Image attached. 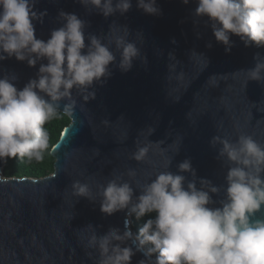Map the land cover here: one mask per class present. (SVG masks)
I'll use <instances>...</instances> for the list:
<instances>
[{
    "label": "clouds",
    "instance_id": "9594fccd",
    "mask_svg": "<svg viewBox=\"0 0 264 264\" xmlns=\"http://www.w3.org/2000/svg\"><path fill=\"white\" fill-rule=\"evenodd\" d=\"M37 2L0 0V61L15 57L30 67L40 64L35 78L22 89L14 83L15 74L0 77L3 163L12 158L42 162L56 147L50 144L47 122L60 112L71 117L80 101L94 99V85H103L112 67L128 72L134 60L145 59L126 25L114 22L106 34H86V21L62 9L57 16L61 26L52 29L46 41L37 38L34 22L43 23L47 15L46 9H35ZM79 2L105 18L124 15L132 7V0ZM136 6L146 14H162L157 0H136ZM191 15L194 23L210 26L226 53L235 44L232 35L246 47H264V0H196ZM206 46L211 48V42ZM253 59V67L236 71L244 73L246 84L264 82V55L257 52ZM145 131L147 143L135 139L129 154L137 163L151 164L143 182L137 180L133 167L114 171L95 184V191L88 182H71L73 195L98 202L104 215L126 213L124 230L109 227L98 234L96 227L87 225L92 231L86 247L98 253L95 264H131L137 252L144 257L138 264H264V142L238 126L235 140L212 136L209 144L217 149L222 168L226 167L224 183L216 185L197 176L190 158L179 162L175 172L170 167L172 156L161 163L151 161L149 153L161 141L149 139L152 127L139 133ZM133 216L137 220L149 216L137 232L130 228Z\"/></svg>",
    "mask_w": 264,
    "mask_h": 264
},
{
    "label": "water",
    "instance_id": "95a60500",
    "mask_svg": "<svg viewBox=\"0 0 264 264\" xmlns=\"http://www.w3.org/2000/svg\"><path fill=\"white\" fill-rule=\"evenodd\" d=\"M157 5L162 14L150 15L132 0L127 13L105 18L79 0L36 3V10H47L43 23L34 22L37 38L46 41L51 30L61 26L57 16L62 9L86 21V34H106L114 22L126 25L145 59L134 60L128 72L112 67L106 82L94 85L95 98L80 101L73 116H67L70 122L52 150L50 175L4 177L0 162V264H95L98 253L86 247L92 231L87 225L96 227L98 234L109 227L124 230L126 213L104 215L98 202L73 195L71 182H88L95 191L97 182L129 167L137 169V180L143 182L151 164L129 159L135 139L147 143V132L141 130L152 127L149 139L161 141L153 145L151 161L161 163L172 156L175 172L179 162L190 158L197 176L216 185L224 183L226 167L209 144L212 136L235 140L238 126L264 142V82L246 84L244 73L236 72L253 67L254 54L264 55V47H246L232 35L235 44L226 53L210 26L194 23L196 0L186 5L182 0H157ZM39 66L12 57L0 61V77L15 74L14 83L22 89ZM143 258L137 252L131 264Z\"/></svg>",
    "mask_w": 264,
    "mask_h": 264
},
{
    "label": "trees",
    "instance_id": "16d2710c",
    "mask_svg": "<svg viewBox=\"0 0 264 264\" xmlns=\"http://www.w3.org/2000/svg\"><path fill=\"white\" fill-rule=\"evenodd\" d=\"M69 122V118L61 112L57 118L47 122L45 127L47 128L50 134L51 145H54L56 143V141L60 137L63 128L67 126ZM53 162L54 158L48 154H46L45 159L39 163L35 161L27 162L20 158L8 159L7 162L4 163V175L8 177H44L50 175L53 172ZM131 218V230L133 232H137L144 223V221L149 218V216H145L140 220H137L134 216Z\"/></svg>",
    "mask_w": 264,
    "mask_h": 264
},
{
    "label": "rangeland",
    "instance_id": "374dc122",
    "mask_svg": "<svg viewBox=\"0 0 264 264\" xmlns=\"http://www.w3.org/2000/svg\"><path fill=\"white\" fill-rule=\"evenodd\" d=\"M4 177H8V176H5V175H4ZM15 177H16V176H15ZM19 177H20V176H19ZM8 178H10V177H8Z\"/></svg>",
    "mask_w": 264,
    "mask_h": 264
}]
</instances>
